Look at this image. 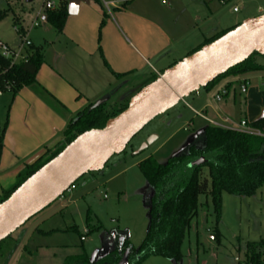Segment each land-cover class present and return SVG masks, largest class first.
<instances>
[{"label":"rangeland","instance_id":"obj_1","mask_svg":"<svg viewBox=\"0 0 264 264\" xmlns=\"http://www.w3.org/2000/svg\"><path fill=\"white\" fill-rule=\"evenodd\" d=\"M216 2L229 21H240L245 13L264 9V0ZM43 3L44 0H0V13L5 14L0 19V43L23 55L26 38L38 49L47 48L51 35L45 28L51 27L47 24L31 28V22L42 13ZM22 28L24 35L16 30ZM256 60L264 66V56L256 57ZM251 76L259 77L258 84L264 88V72ZM152 81L154 77L148 75L113 82L101 100L108 99L105 103L108 111L120 108L124 97ZM219 88L220 85L209 91L201 88L154 119L131 139L125 152L109 160L101 173H90L80 179L62 198L5 240L0 245V264H64L68 257L83 253L91 262H96L111 248L119 246L117 240L111 244L114 233L127 238L138 250L150 226L152 192L139 163L154 157L159 164H166L190 146L202 148L203 132L209 123L195 112L200 113L207 102L213 103ZM150 139L153 143L138 154ZM204 175L208 178L207 168ZM88 229L91 233L85 235ZM216 232L220 234V242L212 239ZM262 238L264 188L253 197L222 192L220 220L211 196L202 195L197 217L185 235L180 261L155 256L141 264H231L234 257L244 258L247 243Z\"/></svg>","mask_w":264,"mask_h":264},{"label":"crops","instance_id":"obj_2","mask_svg":"<svg viewBox=\"0 0 264 264\" xmlns=\"http://www.w3.org/2000/svg\"><path fill=\"white\" fill-rule=\"evenodd\" d=\"M168 2L134 0L113 16H105L102 6L90 0L80 4L76 15H69L62 33L47 23L51 28L45 31L51 37L48 47L41 49L44 63L36 83L14 99L9 93L0 97V137L4 132L0 190H10L26 166L61 143L70 121L106 96L113 82L132 76L158 79L205 46L206 39L264 14L260 8L245 13L240 21H229L216 0ZM258 78L249 75L222 81L213 103L202 107L199 114L203 117L196 115L206 122L229 119L252 124L263 119L264 88ZM242 82L248 83L246 94L240 90ZM229 85L227 96L217 102L216 95Z\"/></svg>","mask_w":264,"mask_h":264},{"label":"trees","instance_id":"obj_3","mask_svg":"<svg viewBox=\"0 0 264 264\" xmlns=\"http://www.w3.org/2000/svg\"><path fill=\"white\" fill-rule=\"evenodd\" d=\"M59 1V7L48 12L47 17L48 24L60 34L69 17V0ZM95 1L99 3L98 0ZM3 15L5 14L0 13V19ZM16 21L18 22V19ZM233 29L206 39L205 46L217 41ZM20 33H23L22 29ZM200 50L201 48L193 54ZM24 55V60L14 63L13 59L5 58L0 54V91L11 94L12 99L23 88L36 83L37 74L44 63L41 49L31 46L25 49ZM256 57L260 55L254 54L243 64L218 77L205 88L206 91L214 89L229 78L237 80L263 73L264 66L257 62ZM122 77L117 75V78ZM232 85L226 90L229 91ZM124 100L117 109L108 111L104 104L91 111L92 105H89L78 113L63 132L61 143L54 149L47 150L33 164L26 166L10 190H0V204L80 135L93 129H104L109 121L128 108L130 98ZM250 126L264 134V118L253 122ZM3 133L0 137V159ZM203 135L202 148L190 146L184 153L169 159L166 164H159L154 157L139 163V169L146 177L152 192L150 226L138 250H135L125 238L122 246L111 248L104 258L96 262H91L87 254L83 253L68 257L64 264H118L127 250L130 251L129 264H141L144 260L155 256L178 262L182 256L181 247L185 235L191 229L192 221L197 217L200 196H211L217 219L220 220L222 192L237 197H253L264 188V137L226 130L211 124L205 128ZM205 168L208 169L210 186L208 178L204 175ZM90 233L91 230L88 229L87 235ZM212 235L215 241L220 242L218 232ZM243 259L247 264H264V238L258 242L247 243Z\"/></svg>","mask_w":264,"mask_h":264},{"label":"water","instance_id":"obj_4","mask_svg":"<svg viewBox=\"0 0 264 264\" xmlns=\"http://www.w3.org/2000/svg\"><path fill=\"white\" fill-rule=\"evenodd\" d=\"M90 0H69L68 14L76 15L80 4ZM254 54L264 56V15L241 25L200 51L166 70L129 101L128 108L104 129H93L76 138L64 151L42 167L0 204V243L29 220L51 206L89 173H99L109 160L126 151L131 139L158 116L174 108L192 93L206 88L218 77L243 64ZM96 102L93 111L107 103ZM153 141L145 142L138 154ZM125 237L114 233L111 244ZM130 251L118 264H129Z\"/></svg>","mask_w":264,"mask_h":264},{"label":"built area","instance_id":"obj_5","mask_svg":"<svg viewBox=\"0 0 264 264\" xmlns=\"http://www.w3.org/2000/svg\"><path fill=\"white\" fill-rule=\"evenodd\" d=\"M98 1H99V4L104 9L106 15L107 16H113L114 11L123 10L126 7V5H128L129 3H131L134 0H98ZM161 1H162V4L169 5L168 0H161ZM59 5H60L59 0H44V3L42 5V13H40L31 22V28L32 29L40 28L42 25L47 24L48 23L47 13L57 9L59 7ZM16 30L19 31V33L21 32L20 29H16ZM22 30H23V35H24L25 31L23 28H22ZM24 45H25L24 49H26V48H30L32 46V43L29 42L26 38L24 43H23V46ZM0 54L5 58L13 59L14 63H16L18 61H22L25 58V55H23L22 52L16 53V52L12 51L7 45L2 44V43H0ZM240 90L243 94H246L247 90H248V83L242 82V84L240 86ZM3 94L4 93L2 91H0V97ZM227 94H228V91L224 88L216 95L215 100L217 102H221L222 99L225 96H227ZM195 113L199 116H202L197 112H195ZM208 122L213 126L220 127V128L226 129V130H232V131L244 133L247 135L264 137V134H262L260 131H258L256 129L252 128L246 120H242L239 123H235L229 119H225L221 122H214V121L208 120ZM73 188H74V186L71 189H73ZM87 233H88V230L85 233V235H87ZM82 241H85V236H82ZM232 264H247V262L240 257H234L232 260Z\"/></svg>","mask_w":264,"mask_h":264}]
</instances>
